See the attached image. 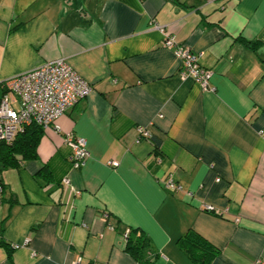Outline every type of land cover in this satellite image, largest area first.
Segmentation results:
<instances>
[{
    "label": "crops",
    "instance_id": "crops-1",
    "mask_svg": "<svg viewBox=\"0 0 264 264\" xmlns=\"http://www.w3.org/2000/svg\"><path fill=\"white\" fill-rule=\"evenodd\" d=\"M165 35L201 55L213 92L179 77ZM58 59L93 91L2 172L0 264H145L126 230L151 264H195L189 231L219 251L199 262L264 264V0H0V94ZM67 135L86 141L78 170Z\"/></svg>",
    "mask_w": 264,
    "mask_h": 264
},
{
    "label": "built area",
    "instance_id": "built-area-1",
    "mask_svg": "<svg viewBox=\"0 0 264 264\" xmlns=\"http://www.w3.org/2000/svg\"><path fill=\"white\" fill-rule=\"evenodd\" d=\"M228 2L230 0H211ZM154 28L163 32V28L154 24ZM163 47L172 50L179 61L181 79H191L199 84L204 92H213L210 86L212 71L200 65L201 55L193 53L189 48L177 45L174 37L165 35ZM5 93L0 97V143L12 145L25 128L31 124L41 127L58 129L57 121L76 103L85 99L93 91L91 85L83 80L64 59L44 63L40 67L23 73L4 83ZM136 143L149 140L150 133L143 127H136ZM65 145L71 150L69 163L71 169H80L88 157L86 141L83 138L67 135ZM157 161V160H156ZM155 161V162H156ZM161 162L158 160L157 164ZM111 166H117L110 162ZM66 187L70 182L64 178ZM166 190L176 191L180 187L171 178L164 180ZM5 186L0 170V205L3 203ZM79 194V192H76ZM204 211L213 213V208L204 205ZM109 229H113L109 226ZM130 231L122 234L125 242ZM73 264H81L80 259Z\"/></svg>",
    "mask_w": 264,
    "mask_h": 264
},
{
    "label": "trees",
    "instance_id": "trees-1",
    "mask_svg": "<svg viewBox=\"0 0 264 264\" xmlns=\"http://www.w3.org/2000/svg\"><path fill=\"white\" fill-rule=\"evenodd\" d=\"M241 43L250 50H255L259 46V42H249L241 41ZM3 93H5V87L2 86ZM44 130L35 125L31 124L27 126L24 132L17 137L15 142L12 145H7L5 143H0V170H4L10 167L18 166L17 157L20 156L22 160H33L37 158V147L41 138L43 137ZM70 169L71 165L69 163ZM133 233L130 231L128 238L124 242L123 249L129 253L133 258L141 263L151 264L146 260L151 254L150 243L148 239L142 235L137 237H132ZM181 249L186 252L195 262V264H208L206 261L200 260L197 258L198 252H201L204 256L202 259L206 258L208 261L212 257L219 254V251L204 241L199 235L193 231H189L182 239L179 241ZM9 250V260L13 263V255L8 246ZM154 257V256H153Z\"/></svg>",
    "mask_w": 264,
    "mask_h": 264
}]
</instances>
